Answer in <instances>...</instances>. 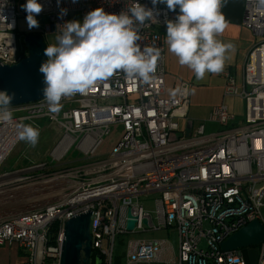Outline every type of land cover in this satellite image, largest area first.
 Here are the masks:
<instances>
[{"label": "built area", "instance_id": "1", "mask_svg": "<svg viewBox=\"0 0 264 264\" xmlns=\"http://www.w3.org/2000/svg\"><path fill=\"white\" fill-rule=\"evenodd\" d=\"M27 0H0V62L18 64L28 56L18 32L19 18H26ZM48 22L40 29L46 47L56 43L62 25L83 21L98 7L119 14L138 4L152 8V0H38ZM67 14L61 17V10ZM221 11V8H220ZM179 8L166 4L154 8V18L139 26L141 47L161 49L154 78L145 83L122 72L100 81L83 94L63 98L59 112L49 111L41 99L11 107L13 118L0 122V187L13 182L8 162L22 140L23 125L48 120L72 139L81 156L66 162L57 158L54 175L45 184L63 186L66 193L45 207L0 216V249L16 246L19 264H60L67 220L91 212V264H114L116 239L129 233H176L178 255L163 259L161 239L129 240L126 264H247L242 251L222 250V243L255 220L263 223L264 208V5L244 0L243 26L260 38L249 52L241 78L222 72L224 97L245 101V119L226 103L212 108L209 122L220 127L207 133L204 122L194 133L192 122L181 126L190 105L189 83L181 82L175 97L166 95V21L175 20ZM113 128L117 133L107 152L102 148ZM87 135L95 145H77ZM98 158H105L98 161ZM58 174V175H57ZM28 177H21L25 181ZM155 200L156 219L140 198ZM137 218L127 230L128 212ZM145 221V222H144ZM168 243V244H167ZM257 264H264V243L258 247Z\"/></svg>", "mask_w": 264, "mask_h": 264}, {"label": "clouds", "instance_id": "2", "mask_svg": "<svg viewBox=\"0 0 264 264\" xmlns=\"http://www.w3.org/2000/svg\"><path fill=\"white\" fill-rule=\"evenodd\" d=\"M159 3L166 4L170 11L179 8L175 20L166 21L165 37L168 51L179 64L191 69L197 80L204 79L206 73L222 72L227 53L235 47L217 38L227 26L220 11L222 0H152V8L138 4L119 14L98 7L89 11L82 22L64 23L56 43L48 44L44 50L47 60L39 71L44 76V99L49 111L59 112L63 98L83 94L118 72L145 83L151 81L161 49L141 47L139 26L154 18V8ZM259 3L264 5V0ZM21 7L27 13L29 30L38 28L36 16L42 12V4L27 0ZM66 14L67 10L62 9L61 17ZM12 99V95L0 91V122L12 120ZM39 137V129L32 125H23L19 132V139L32 147L38 144Z\"/></svg>", "mask_w": 264, "mask_h": 264}, {"label": "rangeland", "instance_id": "3", "mask_svg": "<svg viewBox=\"0 0 264 264\" xmlns=\"http://www.w3.org/2000/svg\"><path fill=\"white\" fill-rule=\"evenodd\" d=\"M36 19L39 21V27L29 30L26 18H19L18 32L22 39H24L26 34L36 33L48 22L46 16H38ZM259 40L260 38L256 36V41L258 42ZM238 67L240 68V65ZM224 71H230L229 66H225L222 72ZM222 72L219 73L220 76ZM240 75L241 69L238 73V76ZM217 78L218 80L220 79V77ZM232 99L233 100L227 101V103L229 105L231 102L230 108L234 110V113L237 115L236 124L241 125L245 119V101L239 98ZM32 126L40 131L39 142L35 147H32L25 141H22L12 154L7 165L8 168L11 169V172L20 170L22 172L13 177L12 183L0 187V216H8L13 213H23L43 208L48 203H51L66 193L63 186H57L56 183H44L48 181L49 177L55 174L52 166L55 165L58 159L52 153L63 139L64 131L51 124L48 120H38ZM117 130V128H113V132L106 138L102 148L97 152V155H100L101 151L105 153L111 148ZM80 157L81 156H79L75 150V145L72 144L68 151L62 156L61 160L58 161L66 162ZM96 160L100 162L104 161L105 158H98ZM21 177L28 178L22 181L20 180ZM157 198V194L152 195L148 199L140 198L141 203L144 204L145 210L150 212L155 219V200ZM262 213L264 218V208ZM170 231V229L168 231L158 232L147 231L119 236L116 239L114 264H126L125 252L129 240L163 239L169 240L174 246H177L175 233ZM242 251L247 259L250 258L257 262V247H247ZM13 257H15V249L13 248H10L9 252L4 249L0 251V261H9Z\"/></svg>", "mask_w": 264, "mask_h": 264}, {"label": "crops", "instance_id": "4", "mask_svg": "<svg viewBox=\"0 0 264 264\" xmlns=\"http://www.w3.org/2000/svg\"><path fill=\"white\" fill-rule=\"evenodd\" d=\"M221 13L227 21V26L217 38L224 43H231L235 46L234 51L227 53L228 59L225 61V66H229L231 73L239 79V77L241 78L249 52L257 42L256 36L243 26L244 0H222ZM239 65L240 68L238 67ZM165 68L166 95L168 97L176 96L177 88L181 82L189 83L190 105L186 117L180 119L181 126L187 127V121L190 120L192 122V129L189 133H194L198 125L204 122L207 133L218 132L220 127L209 122L212 108L223 102L228 105L227 101L233 100L232 98L224 97L225 80L219 75L220 72L206 73L204 79L197 80L192 70L187 66H181L178 58L168 51L167 44ZM240 69L241 75L238 76ZM217 77H220V79L218 80ZM230 105L231 102L228 106L230 107ZM231 111L237 117L234 110L231 109ZM175 237L177 239V246L173 245V248L171 245L165 246L166 249L161 255L163 259H169L178 255V238L176 233ZM10 248L15 249V257L9 261H0V264L20 263L19 251L15 245L1 248L0 251L4 249L9 252ZM242 254L247 264H257L254 260L247 259L243 251Z\"/></svg>", "mask_w": 264, "mask_h": 264}, {"label": "water", "instance_id": "5", "mask_svg": "<svg viewBox=\"0 0 264 264\" xmlns=\"http://www.w3.org/2000/svg\"><path fill=\"white\" fill-rule=\"evenodd\" d=\"M24 44L28 56L18 64L4 66L0 62V91L13 96L11 107L35 103L44 99V76L39 71L47 60L44 54L46 43L39 34H26ZM91 212L66 221L65 241L60 264H91L92 237L90 234ZM137 218L128 212L127 230L133 231ZM145 222V221H144ZM264 243V223L255 220L227 238L221 245L223 251L243 250L259 247ZM95 264H101L99 257Z\"/></svg>", "mask_w": 264, "mask_h": 264}, {"label": "bare ground", "instance_id": "6", "mask_svg": "<svg viewBox=\"0 0 264 264\" xmlns=\"http://www.w3.org/2000/svg\"><path fill=\"white\" fill-rule=\"evenodd\" d=\"M96 138L93 135H87L84 137L81 142L77 145V147L87 150L95 145ZM72 139L68 136H64L61 142L57 145V147L53 151V155L56 158L62 157L68 149L72 146Z\"/></svg>", "mask_w": 264, "mask_h": 264}, {"label": "trees", "instance_id": "7", "mask_svg": "<svg viewBox=\"0 0 264 264\" xmlns=\"http://www.w3.org/2000/svg\"><path fill=\"white\" fill-rule=\"evenodd\" d=\"M41 33V31L40 30H38L36 33H32V34H40Z\"/></svg>", "mask_w": 264, "mask_h": 264}]
</instances>
